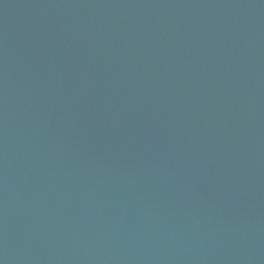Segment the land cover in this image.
I'll list each match as a JSON object with an SVG mask.
<instances>
[{"label":"water","instance_id":"95a60500","mask_svg":"<svg viewBox=\"0 0 264 264\" xmlns=\"http://www.w3.org/2000/svg\"><path fill=\"white\" fill-rule=\"evenodd\" d=\"M0 264H264V0H0Z\"/></svg>","mask_w":264,"mask_h":264}]
</instances>
